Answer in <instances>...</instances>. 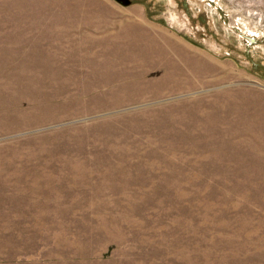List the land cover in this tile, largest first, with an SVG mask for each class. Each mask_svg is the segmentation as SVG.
Returning <instances> with one entry per match:
<instances>
[{
	"label": "rangeland",
	"instance_id": "rangeland-1",
	"mask_svg": "<svg viewBox=\"0 0 264 264\" xmlns=\"http://www.w3.org/2000/svg\"><path fill=\"white\" fill-rule=\"evenodd\" d=\"M130 2L0 0V264H264V0Z\"/></svg>",
	"mask_w": 264,
	"mask_h": 264
},
{
	"label": "water",
	"instance_id": "water-1",
	"mask_svg": "<svg viewBox=\"0 0 264 264\" xmlns=\"http://www.w3.org/2000/svg\"><path fill=\"white\" fill-rule=\"evenodd\" d=\"M120 2L124 5V6H129L131 4L130 0H120Z\"/></svg>",
	"mask_w": 264,
	"mask_h": 264
},
{
	"label": "bare ground",
	"instance_id": "bare-ground-1",
	"mask_svg": "<svg viewBox=\"0 0 264 264\" xmlns=\"http://www.w3.org/2000/svg\"><path fill=\"white\" fill-rule=\"evenodd\" d=\"M149 41H151L152 43H154L153 40L149 39ZM155 42H158L157 40ZM120 43V42H119ZM156 49H158V47H156Z\"/></svg>",
	"mask_w": 264,
	"mask_h": 264
}]
</instances>
